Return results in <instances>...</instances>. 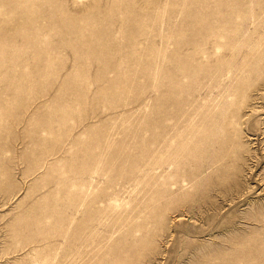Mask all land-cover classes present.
I'll list each match as a JSON object with an SVG mask.
<instances>
[{"label": "rangeland", "instance_id": "1", "mask_svg": "<svg viewBox=\"0 0 264 264\" xmlns=\"http://www.w3.org/2000/svg\"><path fill=\"white\" fill-rule=\"evenodd\" d=\"M0 264H264V0H0Z\"/></svg>", "mask_w": 264, "mask_h": 264}]
</instances>
